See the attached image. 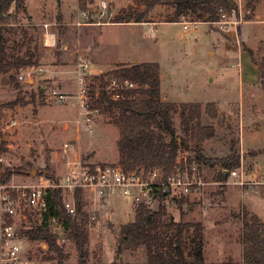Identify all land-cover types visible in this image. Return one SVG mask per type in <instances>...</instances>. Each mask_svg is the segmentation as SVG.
Segmentation results:
<instances>
[{
    "label": "rangeland",
    "instance_id": "1",
    "mask_svg": "<svg viewBox=\"0 0 264 264\" xmlns=\"http://www.w3.org/2000/svg\"><path fill=\"white\" fill-rule=\"evenodd\" d=\"M60 3L61 0H44L43 13L44 20L48 18L54 21V17L57 18V23L50 25L49 29L56 33V38L61 35L59 46H44L46 28L33 27L36 20L29 19L26 7L17 13L9 26L14 32L6 33L9 46H14V41L22 39L25 29L32 37L33 45L38 44L43 55L41 65L23 68L17 75L23 85L22 89H18L10 81L8 74L0 73V128L3 138L9 143L8 151L0 157V170L9 168L16 171L6 183L21 184L32 181L35 177L27 173L31 166H36L38 178L41 177V171L46 169L50 170L49 174H55L56 151L66 140L71 141L75 149L92 160L118 163L119 131L110 122V117L107 114H98L96 130L92 134L85 131V128L78 131L73 121L76 119L77 109L74 104L78 99L70 98L66 102L49 100L47 90L56 88L76 94L78 88L73 72L80 61H88L98 68L97 72L92 69L88 83L92 82L94 76L116 69L119 64L158 62L161 67L162 88L166 95L183 101L208 99L200 102L204 108L207 103L215 104L218 111L215 119L203 114V123L213 124L216 129L213 137L203 141V152L221 157L229 151L232 140L239 141L237 145L240 154L243 150L246 184H235L228 176L222 180L219 176V165L212 167L202 164L205 180L209 182L205 186V193L203 191V195L188 201L190 203L182 206L183 209L179 206L168 209L175 221H201L204 224L207 264H228V258L223 257L230 251L231 242L222 239L221 232L230 228L228 232L236 237L242 227L238 216L242 215L244 209L253 210L264 219V81H261L259 73L249 60L244 64L249 82L242 71L245 49L252 48L245 41L242 29L249 25L246 40L253 44L258 37L264 36V21L250 25L257 19L264 20V0H260L255 15L250 20L246 19L244 0H236L237 12L229 17L230 21L236 23L228 24V30L206 20H198L200 24L197 27L190 25L185 28L183 22L193 21L188 17H183L181 22H156L164 19L171 10L162 6L152 11L150 22L112 21L122 8L134 6L142 9L140 0H86L88 18L81 13L82 23L75 22L78 4L73 1L71 6L74 9L68 18L72 23L64 25L58 24L64 20L63 13L59 10ZM51 7L54 8L53 11H50ZM52 12L55 15H49ZM90 16L93 22L89 21ZM60 27L64 29L59 30ZM221 41L226 43V46L223 45L224 59L219 55L218 43ZM263 42L264 37L258 39L255 49ZM53 64L60 66H51ZM37 67L51 71L37 74ZM20 74L24 75L23 79L19 78ZM27 77L35 78V81L27 82ZM40 83L47 87L42 96H37L36 103L14 107L8 105L19 96L29 99ZM243 88L258 91L254 100L259 105L254 106V102L246 95L241 98L240 90ZM14 118L20 121V125L7 128V123ZM174 118L176 126L179 127V113H175ZM67 123L69 127L66 126ZM24 166L26 173L18 172ZM222 186L225 191L221 189ZM189 205L192 209H189ZM135 212V207L120 200L114 207L103 209L98 220L91 222L90 264H110L114 260L121 226L133 220ZM59 244L69 254L67 264H77L74 242L68 236H63ZM24 245L26 250L22 253L23 259L31 264L47 263L46 256L52 255L46 242L26 240ZM230 253L238 255L239 247L232 246ZM217 255L222 256L221 261H212ZM128 260L144 264L147 260L145 248L141 247L131 257H121L116 264H126ZM50 262L56 263L54 260Z\"/></svg>",
    "mask_w": 264,
    "mask_h": 264
},
{
    "label": "trees",
    "instance_id": "2",
    "mask_svg": "<svg viewBox=\"0 0 264 264\" xmlns=\"http://www.w3.org/2000/svg\"><path fill=\"white\" fill-rule=\"evenodd\" d=\"M232 1L140 0L142 9L134 6L122 8L112 21L114 23L150 22L152 11L160 6L171 10L158 22H181L183 17L202 21L205 20V15H209V21H213L219 19L220 8L231 10L237 7L236 2L231 4ZM244 2L246 19L250 20L255 15L260 0H244ZM13 9L16 10L15 14L9 15L8 12ZM21 9H25V0L0 1V73L8 74L10 81L18 89H22L23 86L17 78L21 69L41 65L43 57L39 45H33V39L25 29L21 40L14 41V46L8 44L9 37L6 33L14 32L9 26ZM80 9L88 10L86 0H80ZM89 19L91 22L94 21L91 16ZM62 28L58 29L62 30ZM60 39L59 34L56 46L60 45ZM247 50L260 71L261 81H264V42L257 52L252 49ZM113 78L121 83V87L116 89L120 94L118 99H114L113 94H109L105 89L109 80ZM125 79H129L136 86L127 88L123 85ZM45 86L44 83H40L36 91H32L29 99L19 96L8 105L14 107L26 106L31 102L36 103L37 96L44 94ZM91 87L98 88L97 95L95 90L90 89L92 106L99 108L102 114H107L110 122L119 131L118 163L126 170L137 167L148 169L162 167L168 173L173 168L179 151L184 149H193L200 164L212 167L219 165V176L222 180L226 179L225 170L231 171L240 166L241 154L237 145L238 140H232L229 151L221 157H214L203 152V141L216 134L213 124H203V114H208L215 119L218 116L217 108L214 103H207L204 108L200 102L177 104L163 99L158 62L119 64L116 69L95 76ZM175 113H179L181 117L179 127L176 126ZM166 136L169 138L167 139ZM8 146L9 143L3 138L0 128V157L8 151ZM25 168V166L19 168L18 172L26 173ZM49 171V169L43 170L39 175L52 176ZM15 172L9 168H2L0 183L8 182ZM221 189L225 191L224 186ZM55 196V203L60 206L61 191L56 190ZM76 200L78 214L72 216L63 213L67 236L76 246L77 264H90L91 221L85 211L84 193L80 189L76 191ZM179 208L183 209L182 204H179ZM238 217L242 222L239 241L243 248V260L238 263L229 262V264H264V221L257 214L245 209ZM204 229L205 226L201 221H175L174 216L168 213L165 206L158 212L138 206L135 218L121 226L115 258L110 264H116L125 251L135 252L141 247L146 250L147 264H205ZM22 234L31 241H42L48 244L52 255L46 256L47 263L38 264H67L69 254L65 253L56 235L45 222L33 224V227L22 230ZM53 260L56 263L50 262Z\"/></svg>",
    "mask_w": 264,
    "mask_h": 264
},
{
    "label": "built area",
    "instance_id": "3",
    "mask_svg": "<svg viewBox=\"0 0 264 264\" xmlns=\"http://www.w3.org/2000/svg\"><path fill=\"white\" fill-rule=\"evenodd\" d=\"M25 7L27 10L26 5ZM15 12L16 10L13 9L8 14L14 15ZM236 12V8L231 10L220 8V18L208 22L228 30V24L236 23L229 20V17ZM198 24H200L198 20L183 22L185 28L190 25L197 27ZM43 26L46 28L43 37L44 46H56V33L49 29L48 23H44ZM35 71L37 74H42L51 70L37 67ZM73 73L78 88L76 94L52 88L47 90V97L57 102H66L70 98L78 99L74 104L77 109L76 119L73 121L78 131L85 128V131L92 134L96 130V116L101 113L99 108L92 106L90 95V89L95 90L97 95L98 88L91 87L92 82H87L88 76L92 73V65L88 61H80ZM19 78L23 79L24 75L20 74ZM26 81L34 82L35 78L27 77ZM123 85L127 88L136 86L129 79H125ZM120 87L121 83L113 78L109 80L105 89L109 94H113L114 99H118L120 94L116 89ZM19 125L20 121L14 118L6 126L16 128ZM66 126L69 127V124L67 123ZM56 153L57 170L55 174H51L52 176L41 175L21 184L0 183L2 264H31L23 259L22 253L26 250L24 243L29 239L22 234V230L33 227V224L45 222L56 235L58 242L63 236H67L63 213L72 216L78 214L76 191L79 189L84 193L85 211L93 222L98 220L103 209L114 207L120 200L128 203L130 207L144 206L153 212L160 211L163 206L167 210L179 204L187 206L188 201L198 197L209 184L205 180L202 164L193 149L180 150L173 168L168 173L162 167L149 169L137 167L126 170L119 163L98 162L75 149L69 140L64 141ZM244 168V154L241 151V164L229 171L228 177L233 179L235 184H246ZM56 190L61 191L60 206L55 203Z\"/></svg>",
    "mask_w": 264,
    "mask_h": 264
},
{
    "label": "crops",
    "instance_id": "4",
    "mask_svg": "<svg viewBox=\"0 0 264 264\" xmlns=\"http://www.w3.org/2000/svg\"><path fill=\"white\" fill-rule=\"evenodd\" d=\"M73 1H76V3L78 4V8H77V10H78V12L76 13V18H75V22L76 23H79L80 22V19H82V15H81V13L83 14V16H85V17H87L88 18V14H87V11H83V10H80V8H79V5H80V0H61V3H60V5H59V10H60V12H62L63 13V22H58V24H64V25H70L72 22H70L69 20H68V18H69V15H70V13H71V11H73V9H74V7H72L71 6V4L73 3ZM25 5L27 6V11H28V17H29V19L30 20H36V21H34V24H33V27H42L43 26V24L44 23H48L49 25H53V24H56L57 23V18H56V16L54 17L55 19H54V21H50L48 18L46 19V20H44V18H43V13H44V11H45V5H44V0H25ZM53 9L54 8H50V11H53ZM49 15H55V13L54 12H52V14H49ZM261 21H264V20H259V19H257L256 21H253L250 25H254V24H256V23H258V22H261ZM74 22V23H75ZM156 22H158V21H156ZM80 23H82V22H80ZM83 23H85V22H83ZM160 23V22H159ZM206 23V22H205ZM88 24H89V22H88ZM157 25V24H156ZM249 25H247L246 27H244L243 29H242V35H244V39H245V41L246 42H248L251 46H252V50L253 51H256V50H258V48H256L255 49V47H256V45H257V41H258V39H260V38H262V37H264V36H260V37H258V39L256 40V42L253 44V43H251V42H249V41H247L246 40V35H247V27H248ZM218 42H219V40H218ZM219 45H220V47H219V50H220V53H219V55H222L221 57L224 59L225 57H224V51H225V49H224V47H223V45L224 46H226V43H224V42H220V43H218ZM65 47H67L66 45H65ZM245 54L242 56V71H243V74H244V76H245V79L248 81V77H246V75H247V73L245 72V70H244V64L249 60L250 61V63L252 64V66H253V68L259 73V75H260V71L258 70V67L256 66V64L253 62V60H252V57H251V55L249 54V52H248V50L247 49H245V52H244ZM220 57V56H219ZM224 64H225V62H224ZM51 66H55V67H58V66H60V65H56V64H53V65H51ZM92 69H93V71L94 72H97V67L96 66H94V64L92 65ZM161 68V67H160ZM160 75H161V69H160ZM45 77H49V76H45ZM51 77V76H50ZM49 77V78H50ZM260 77H261V75H260ZM52 78V77H51ZM50 78V79H51ZM53 81H55V80H53ZM249 82V81H248ZM251 83V82H250ZM212 84V83H211ZM218 84V83H217ZM209 85V84H208ZM245 89V90H244ZM257 90L256 89H248V88H243L242 90H240V96H241V98H243L244 97V95H246V96H248V97H250L251 98V100L254 102V106H257V105H259L258 104V102H256L255 100H254V97L257 95ZM161 93H162V97H163V99H165V100H167V101H172V102H175V103H177V104H180V103H182V102H203L204 100H208V99H204V100H191V101H183V100H179V99H177L176 97H171L170 95L168 96V95H166V93L164 92V89L162 88V82H161ZM217 101V100H216ZM218 102V104H221L219 101H217ZM203 124H206V123H203ZM242 151V153H243V150H241ZM228 152V151H227ZM244 154V153H243ZM250 174V173H249ZM226 190V189H225ZM204 193H205V191H204ZM203 193V194H204ZM227 193H228V191H227ZM202 193L200 194V195H203ZM200 195H199V197H200ZM189 207V209H192V206L191 205H189L188 206ZM251 209V208H250ZM250 212H253V213H255V214H257L255 211H250ZM258 215V214H257ZM263 221H264V219L260 216V215H258ZM228 231H230V228H227L226 229V231L225 232H221L222 233V236L223 237H221L222 239L223 238H225L226 240H229L231 243L229 244V246H236L237 245V247H239V253H238V255H235L234 256V254H231L230 252H231V247H230V251H228V252H226V255H224V257L223 258H228V260H229V262H242V260H243V248H242V245H241V243H240V241H239V235H240V232L236 235V237L235 236H232V234L231 233H229ZM205 234V233H204ZM205 253H206V241H205ZM132 253H135V252H124L123 253V255H122V257H131V255H132ZM115 258V257H114ZM221 259H222V256H219V255H217L216 256V258L215 259H213L212 261H215V262H218V261H221ZM231 259H233V260H231ZM231 260V261H230ZM110 262H112V261H110ZM144 264H147L146 263V261H144L143 262ZM126 264H137V262L136 261H131V260H128V262L126 263ZM205 264H207V258H206V262H205ZM229 264V263H228Z\"/></svg>",
    "mask_w": 264,
    "mask_h": 264
},
{
    "label": "water",
    "instance_id": "5",
    "mask_svg": "<svg viewBox=\"0 0 264 264\" xmlns=\"http://www.w3.org/2000/svg\"><path fill=\"white\" fill-rule=\"evenodd\" d=\"M236 2V0H233L232 1V5L234 4ZM209 18H210V16L209 15H205V20L206 21H209ZM47 86H45V88H46ZM27 173L31 176V177H36V175H37V168H36V166H31V167H29L28 169H27ZM228 173H229V171L228 170H225L224 171V176L225 177H227L228 176Z\"/></svg>",
    "mask_w": 264,
    "mask_h": 264
}]
</instances>
